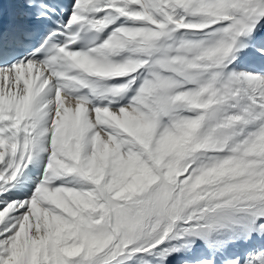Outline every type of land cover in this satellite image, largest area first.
Instances as JSON below:
<instances>
[{
    "label": "snow or ice",
    "instance_id": "snow-or-ice-1",
    "mask_svg": "<svg viewBox=\"0 0 264 264\" xmlns=\"http://www.w3.org/2000/svg\"><path fill=\"white\" fill-rule=\"evenodd\" d=\"M0 264H264V0H0Z\"/></svg>",
    "mask_w": 264,
    "mask_h": 264
}]
</instances>
